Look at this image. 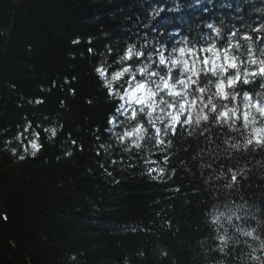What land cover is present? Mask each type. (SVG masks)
Masks as SVG:
<instances>
[{
  "label": "trees",
  "instance_id": "trees-1",
  "mask_svg": "<svg viewBox=\"0 0 264 264\" xmlns=\"http://www.w3.org/2000/svg\"><path fill=\"white\" fill-rule=\"evenodd\" d=\"M161 42L173 57L228 46L255 70L264 0H0V264L264 262V147L248 144L253 124L230 113L205 131L194 111L168 152L129 158L116 146L126 119L95 69L118 70L134 45L151 59L125 63L156 71ZM262 83L239 85L228 107L242 113L243 92L259 99ZM34 132L35 157L24 152Z\"/></svg>",
  "mask_w": 264,
  "mask_h": 264
},
{
  "label": "snow or ice",
  "instance_id": "snow-or-ice-1",
  "mask_svg": "<svg viewBox=\"0 0 264 264\" xmlns=\"http://www.w3.org/2000/svg\"><path fill=\"white\" fill-rule=\"evenodd\" d=\"M232 35L235 37L237 34L234 32ZM241 39L251 40L252 37L245 35ZM75 42L78 43V41ZM236 47L239 48L240 44L237 43ZM152 51L156 53V60L161 68L166 69L167 77L163 75L157 77V72L149 71L147 65L133 67L131 63H125L127 61L140 64L142 58L151 59V52L146 54L134 45H130L125 50L120 61H118L122 65L118 70L112 69L109 71L104 65L95 69L108 94L118 98L120 103L116 109L117 113L125 116L134 125L131 131H125L117 139L123 143L125 139L131 140L133 137L139 136L144 125L136 124V121L144 119L145 111L153 120L156 119L158 111L161 116H167L166 126L171 128L172 137H176L183 129H191L194 120L193 112L195 111V124L197 126L201 125L202 122L207 124L210 120L209 113L212 114L215 121L227 120L231 113L237 121L242 119L245 126L249 123L253 124L252 139L248 140V144L255 143L264 147V138L261 136L264 133V125L260 123L264 121V95L257 94L260 98L256 99L248 91H244L243 112L228 107V102L239 100V95L234 91L239 85H249L255 81L256 77L264 80V60L257 62L256 59H252L251 63L253 65L259 63V67L248 71L241 69L243 61H239L235 55L230 54L232 50L228 46L217 47L210 44L199 50L191 47L187 50L173 48V52H179L178 57H173L165 55L167 49L164 43L161 42L160 49H153ZM200 52L205 53V55L201 57ZM181 72L185 74L184 77L176 79ZM201 78L214 81V91L209 93L206 87L201 86ZM210 86L211 84L208 85V87ZM190 92L197 93V95H190ZM164 95L169 98L167 105H164L161 101V96ZM213 97H215V100ZM177 100H179L178 105ZM217 101L227 102L221 104L222 110L220 111L217 109ZM36 103L39 104L42 101L37 100ZM252 110H255V115H253ZM109 123H114V120H110ZM29 128H31V125L25 131ZM153 128L159 132V129L155 128V124H153ZM44 131L50 133V138L57 135L56 128H47ZM109 131L112 130L109 129ZM33 137L28 146L24 148V152L27 153L30 147L32 150L31 155L35 157L41 150L42 145L39 143V132H34ZM72 143L75 144V141H72ZM13 153L15 154V150H13ZM66 155H71V153L67 152ZM19 158L23 160L25 157L21 155ZM112 163H115V161H112ZM155 171L156 169L153 168L148 174L151 175ZM162 174L163 171L161 170ZM153 179H156V177L153 176ZM231 180L233 182L237 180L236 173L232 174ZM221 243L225 244L226 241L222 239ZM261 248L264 250V242H262ZM222 250L223 248H221ZM253 258L259 259L258 257Z\"/></svg>",
  "mask_w": 264,
  "mask_h": 264
},
{
  "label": "clouds",
  "instance_id": "clouds-1",
  "mask_svg": "<svg viewBox=\"0 0 264 264\" xmlns=\"http://www.w3.org/2000/svg\"><path fill=\"white\" fill-rule=\"evenodd\" d=\"M210 26V25H209ZM217 34L219 35L221 33L220 29H217ZM238 59V58H237ZM245 70H247L245 68ZM157 77L159 76H165L167 77L168 73L166 69L164 68H158L156 70ZM184 73L181 72L177 75L176 79H180L184 77ZM151 79V77H149ZM200 84L203 85L208 89V92H211V88L208 87L209 84H213V81L211 80H205L204 78H201ZM262 86H264V83H262ZM190 95H197V93L190 92ZM161 101L164 105H167L169 102V98L164 95L161 96ZM177 105L179 104V100L176 101ZM210 120L207 122L209 125L208 128L204 129L205 131H210L211 128L215 125V120L212 118V114L209 113ZM167 116H161L159 114V111L157 112V117L155 120H153L152 117H149L147 115V111H145L144 119H138L136 121V124H143L144 128L139 136L133 137L131 140L125 139V141L122 143L117 137L123 135L122 132H117L116 140L119 151L124 152L125 154L129 155V158H134L136 156L143 157L145 155H150L152 153H165L168 152L169 149H172L174 147V142L172 139V130L171 128L166 126ZM123 124L126 126L128 131H131L134 125L132 122L128 119H126ZM153 124H155V128L159 129V132L154 130ZM192 133L189 132L188 135H191ZM166 141V142H165ZM108 148H112L113 145L109 144L107 146ZM101 148H105V145L101 144ZM71 153V151H69ZM72 155V153H71ZM68 155V156H71ZM108 156H111V152L108 153ZM107 159V157H106ZM116 163V161H115ZM167 163V160L165 159V164ZM164 171V169H161ZM153 178V177H152Z\"/></svg>",
  "mask_w": 264,
  "mask_h": 264
},
{
  "label": "rangeland",
  "instance_id": "rangeland-1",
  "mask_svg": "<svg viewBox=\"0 0 264 264\" xmlns=\"http://www.w3.org/2000/svg\"><path fill=\"white\" fill-rule=\"evenodd\" d=\"M201 57H203V55H205V53H203V52H201ZM209 56L211 55L210 53L208 54ZM179 56V55H178ZM189 59H192L191 57H188ZM157 61V60H156ZM157 63H158V61H157ZM159 64V63H158ZM120 115V114H119ZM121 117H123V118H125L126 119V117L125 116H122V115H120Z\"/></svg>",
  "mask_w": 264,
  "mask_h": 264
}]
</instances>
